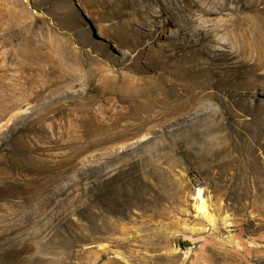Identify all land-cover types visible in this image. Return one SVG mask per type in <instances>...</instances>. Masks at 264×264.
Returning a JSON list of instances; mask_svg holds the SVG:
<instances>
[{
    "label": "rangeland",
    "instance_id": "obj_1",
    "mask_svg": "<svg viewBox=\"0 0 264 264\" xmlns=\"http://www.w3.org/2000/svg\"><path fill=\"white\" fill-rule=\"evenodd\" d=\"M164 2L131 30L98 0H0V264H264V68L216 58L228 81L194 96L155 69L231 50L195 30L264 32V0Z\"/></svg>",
    "mask_w": 264,
    "mask_h": 264
},
{
    "label": "bare ground",
    "instance_id": "obj_2",
    "mask_svg": "<svg viewBox=\"0 0 264 264\" xmlns=\"http://www.w3.org/2000/svg\"><path fill=\"white\" fill-rule=\"evenodd\" d=\"M101 3H110V16L113 20V25L121 28H128L133 30V14L138 15L145 22L146 26L154 27L163 18V13L166 11L164 0H144L145 5L134 4V13L127 10V5L118 4L114 0H98ZM104 7V6H103ZM109 9V8H107ZM111 20V21H112ZM185 29V28H184ZM182 29H178V33L182 32ZM195 36L198 37V41L204 45V48L216 46L221 44L225 47H230L231 50L218 49V53L214 55V58L204 60V66L199 64L193 66L192 73L187 78L183 79H169L168 72L164 69L163 65L157 64L155 69L160 70L159 73V94H166L170 90H176L179 87L177 93L183 96H194L208 93V90L213 89L215 93L220 90V85L226 83L227 77L225 75L224 67L216 64L214 60L218 59H235V68L240 74L253 73L257 68H264V32H258L253 21L243 25L237 30L232 31L228 35V40L223 41L222 38H216V36L222 32V29H214L208 31L207 34L201 35L198 31H193ZM166 60V59H165ZM251 61V63H248ZM162 64V63H161ZM198 199L201 203L198 209L203 215L208 214L207 207L204 204L201 192L198 194Z\"/></svg>",
    "mask_w": 264,
    "mask_h": 264
},
{
    "label": "built area",
    "instance_id": "obj_3",
    "mask_svg": "<svg viewBox=\"0 0 264 264\" xmlns=\"http://www.w3.org/2000/svg\"><path fill=\"white\" fill-rule=\"evenodd\" d=\"M195 248H196L195 245H192V246L187 248V251L192 252V251H194Z\"/></svg>",
    "mask_w": 264,
    "mask_h": 264
},
{
    "label": "trees",
    "instance_id": "obj_4",
    "mask_svg": "<svg viewBox=\"0 0 264 264\" xmlns=\"http://www.w3.org/2000/svg\"><path fill=\"white\" fill-rule=\"evenodd\" d=\"M90 204L92 205L93 204V201H91Z\"/></svg>",
    "mask_w": 264,
    "mask_h": 264
}]
</instances>
